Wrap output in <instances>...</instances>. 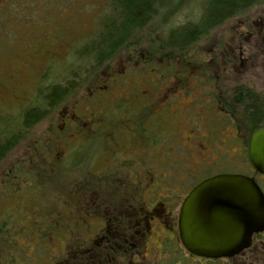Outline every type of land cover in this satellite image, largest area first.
<instances>
[{"label": "flooded vegetation", "instance_id": "af4514ba", "mask_svg": "<svg viewBox=\"0 0 264 264\" xmlns=\"http://www.w3.org/2000/svg\"><path fill=\"white\" fill-rule=\"evenodd\" d=\"M246 18L187 48L143 34L120 71L108 64L64 103L2 177L3 197L21 201L11 238L0 227V264H264V231L231 257L207 258L186 250L179 225L186 198L212 178L244 176L264 195L249 158L264 129V15ZM59 185L66 200L55 211L36 191ZM228 189L194 204L228 203Z\"/></svg>", "mask_w": 264, "mask_h": 264}, {"label": "rangeland", "instance_id": "374dc122", "mask_svg": "<svg viewBox=\"0 0 264 264\" xmlns=\"http://www.w3.org/2000/svg\"><path fill=\"white\" fill-rule=\"evenodd\" d=\"M206 2L191 0L173 17L151 23L144 30L145 37L149 39L145 43L160 42L163 38L166 41L171 33L198 24L203 17ZM109 5V0H0V127L5 124L9 126L8 130L17 131L20 115L42 102L49 77L54 75L56 82L67 81L62 67L68 57L74 55L75 50L77 52V47L83 48L92 42L100 31L101 23L111 14ZM247 15L250 20L264 15V2L247 14L227 21L213 32L228 33L237 27L239 18L248 19ZM206 43L203 40L201 45ZM124 55L119 54L110 62L115 72L120 71V66L125 64L127 55ZM82 64L86 69L93 68L90 60ZM51 67L53 72L50 71ZM127 70L130 73V66H127ZM75 97L70 99L69 104ZM57 108L48 121L44 120L32 131L24 132L20 143L0 163V185L2 177L12 170L18 159H22L25 150L35 139L45 137L46 130L53 121H57L63 106ZM59 186V190H53L52 196H48L52 190L47 193L44 188H39L36 191L38 195L45 192L47 205L55 211L62 210L66 200L65 191L61 190L62 185ZM3 191L0 188V211L6 206L7 214H11L17 208L16 201L21 199H5ZM31 210L32 207L26 204L25 211L31 213ZM0 219L1 224V215Z\"/></svg>", "mask_w": 264, "mask_h": 264}, {"label": "trees", "instance_id": "16d2710c", "mask_svg": "<svg viewBox=\"0 0 264 264\" xmlns=\"http://www.w3.org/2000/svg\"><path fill=\"white\" fill-rule=\"evenodd\" d=\"M190 1L109 0L111 14L101 23L100 31L91 43L83 48L77 47V52L75 50L74 55L68 57L67 63L62 67V71L66 72L68 82H56L55 76L52 75L53 77L47 79L48 85L44 90L45 96L42 102L20 115L17 131L8 130L9 126H5V124L0 127V163L20 143L24 132L26 133L51 117L50 115L54 114L58 106H62L73 96L78 95L101 69L110 64L119 54L139 42L143 34L145 35L144 30L151 23L173 17ZM263 2L264 0H207L201 21L198 24L185 27L177 33H171L166 39V43L168 42L173 48H187L205 34L235 17L246 14ZM88 60L93 63L92 69H86L82 64ZM51 69L52 67L50 71ZM1 216L3 220L0 227L1 225L8 227L5 229L4 239H9L11 238V228L9 227L20 222L12 214L6 213ZM52 224H54L53 221ZM57 233L55 232L53 235Z\"/></svg>", "mask_w": 264, "mask_h": 264}, {"label": "water", "instance_id": "95a60500", "mask_svg": "<svg viewBox=\"0 0 264 264\" xmlns=\"http://www.w3.org/2000/svg\"><path fill=\"white\" fill-rule=\"evenodd\" d=\"M249 158L254 168L264 174V129L252 136ZM212 179L186 198L180 215V236L186 250L194 255L231 257L250 246L254 233L264 231V195L244 176L225 175ZM217 184L229 187L230 193L225 199L228 203L195 206V200ZM231 192L238 194L233 197ZM232 202L238 203L234 209L230 206Z\"/></svg>", "mask_w": 264, "mask_h": 264}]
</instances>
